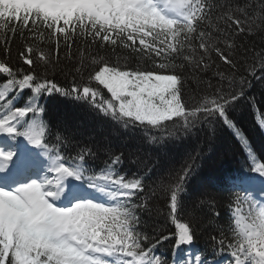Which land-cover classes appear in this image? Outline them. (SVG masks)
I'll return each instance as SVG.
<instances>
[{"label":"snow or ice","instance_id":"6c2138e0","mask_svg":"<svg viewBox=\"0 0 264 264\" xmlns=\"http://www.w3.org/2000/svg\"><path fill=\"white\" fill-rule=\"evenodd\" d=\"M258 35L264 40V0H0V136L39 150L0 145V264H168L155 250L169 236L150 234L142 219L160 211L148 180L161 161L107 144L66 155L67 138L48 140L40 101L52 95L84 102L132 135L141 130L157 149L203 123L231 130L255 175L232 182L229 235L211 194L189 193L201 152H189L174 179L159 184L175 249L193 246L201 227L218 231L211 259L185 248L172 264H264V162L230 116L252 79L264 81V48L244 43ZM258 124L264 129V116ZM100 152L107 159L97 169L90 161ZM126 159L142 174L122 172Z\"/></svg>","mask_w":264,"mask_h":264},{"label":"trees","instance_id":"16d2710c","mask_svg":"<svg viewBox=\"0 0 264 264\" xmlns=\"http://www.w3.org/2000/svg\"><path fill=\"white\" fill-rule=\"evenodd\" d=\"M236 2L243 3V0H236ZM244 43L245 47L254 43L257 49L264 48V40H261L259 35L248 38ZM20 46L19 39L14 40L13 63H15L16 52ZM222 70H224L223 66ZM240 72L243 73V68L240 69ZM206 78L210 79L213 85L219 83V78L212 76L211 73L206 74ZM56 79L64 86L71 83L70 76L66 79L63 75L58 74ZM104 91L107 95L106 90ZM28 95L29 93L25 91L17 101V106H22ZM40 102L45 107L43 118L50 128L48 140L50 143H56L57 133L67 138V147L62 145V151L66 155H75L80 147L86 145L104 146L107 144L117 152H124L126 156L129 151L139 149L138 155H141L142 158L151 154L153 158H158L161 161V164L149 174L150 179L148 180V183L157 189L158 195L153 198L152 202L160 211L159 214L153 216L143 213L142 219L148 221L147 230L150 234L157 238L169 236V239L164 240L155 250L156 255L168 260V264H172L174 252L178 257L183 258L185 249L184 246L179 250L174 248L175 226L167 218V199L159 194V184L174 179L175 170L180 168L189 152L199 151L202 153V158L197 161L200 167L189 181V193L192 197H196L204 191L211 194L216 201V210L220 213L217 223L224 227L225 235H229L228 204L232 198V182L255 174L250 171L251 161L246 149L233 132L222 123L219 121H214L211 125L203 123L195 130L194 136H189L178 142L172 141L165 149H157L146 142L141 130L137 129L135 135H132L84 102L73 101L59 95L42 97ZM230 116L244 132L249 142L253 141L254 145L250 144V146L255 153L256 149H264V129L258 124L259 118L264 116V81L252 79L251 87L246 89L245 96L236 103ZM211 128H215L214 136L211 134ZM113 131L117 134L114 135ZM255 140L262 147L256 146ZM257 158L259 162H264V159H260L258 156ZM106 159L107 156L100 152L97 153L96 159L90 161V164L99 169L103 167V161ZM120 170L129 176L133 173L142 174V169L135 162L127 159ZM248 186V184L243 185L245 188ZM203 215L207 217L210 213L204 212ZM212 235H218V231L212 227H201L195 242L196 248L192 254H207L211 259L212 241L210 236ZM225 257H227L226 253L216 259L223 260Z\"/></svg>","mask_w":264,"mask_h":264},{"label":"rangeland","instance_id":"374dc122","mask_svg":"<svg viewBox=\"0 0 264 264\" xmlns=\"http://www.w3.org/2000/svg\"><path fill=\"white\" fill-rule=\"evenodd\" d=\"M31 150H34V151H36V152H38V151H39V150H35V149H33V148H32V146H31Z\"/></svg>","mask_w":264,"mask_h":264}]
</instances>
